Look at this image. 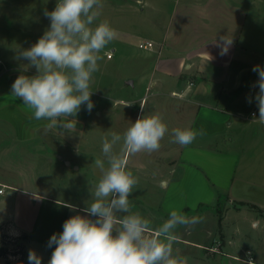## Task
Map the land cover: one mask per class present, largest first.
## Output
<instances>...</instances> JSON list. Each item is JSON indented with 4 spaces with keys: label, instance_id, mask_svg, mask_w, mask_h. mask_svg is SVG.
I'll list each match as a JSON object with an SVG mask.
<instances>
[{
    "label": "rangeland",
    "instance_id": "1",
    "mask_svg": "<svg viewBox=\"0 0 264 264\" xmlns=\"http://www.w3.org/2000/svg\"><path fill=\"white\" fill-rule=\"evenodd\" d=\"M56 2L0 0V167H3L0 176L4 178L0 182L15 187L4 189L0 199L12 195L9 206L14 223L19 226L30 222V231L36 238L32 243L31 235L15 231L9 222H0V248L10 253L0 257V264L19 258L22 264H28L29 250L42 258V264H48L54 248L39 242L38 238L62 232L63 224L53 226L62 214L64 220L78 214L61 213L64 208L58 207V202L83 209L92 202L91 192L101 176L94 159H103V139L110 140L113 132L123 136L142 115H157L156 106L152 107L155 90L145 93L142 84H135L141 76L149 74L152 66V60L144 56L146 52L137 48V37L152 39L158 35V29L152 28L149 21L161 24L171 5L169 1L160 5V11L153 12L147 7L142 10L137 0H101V15L93 27L107 21L116 30L117 37L99 53L102 57L98 61L99 70L93 73L89 89L93 91L94 107L88 112L86 105L81 106L75 117L77 122L72 121L76 126L70 134L59 127L45 132V125L50 121L34 119L32 110L11 95V85L19 75L36 74L27 60L15 58L17 50L29 48L43 35L50 26V20L43 15L44 9L52 11ZM128 34L136 37L124 38ZM137 97L144 98V110L138 111ZM253 130L244 142L230 148H220L217 143L198 137L195 146L191 143L182 147L173 142V133L167 131L158 151L126 155L127 169L139 181L129 197L132 211L141 213L157 226L168 218L172 208L188 216H202L203 222L193 228L176 230L177 239L187 244L176 240L173 247L193 251L191 242L203 245L218 237L224 207L245 202L239 207L252 204L264 208V129ZM122 144L121 140L114 146L116 154H121ZM136 156L139 165L134 167ZM67 161L69 165L64 163ZM13 170L17 173L12 174ZM26 191L42 196L44 201L23 194ZM49 207L58 210L53 212ZM227 213L225 219L229 224L242 222L243 210L238 213L230 208ZM249 226L244 224L247 233H258V229ZM232 230L230 226L227 233ZM23 235L28 239L23 240ZM214 243L216 247L218 243ZM224 256L216 258L224 259ZM227 261L230 260L227 258Z\"/></svg>",
    "mask_w": 264,
    "mask_h": 264
},
{
    "label": "clouds",
    "instance_id": "2",
    "mask_svg": "<svg viewBox=\"0 0 264 264\" xmlns=\"http://www.w3.org/2000/svg\"><path fill=\"white\" fill-rule=\"evenodd\" d=\"M102 8L101 0H57L52 11L44 9L50 26L43 35L29 48L17 50L15 58L27 60L36 74L19 75L11 85V95L32 110L34 119L50 121L45 132L59 127L70 134L81 106L86 105L88 112L94 107L89 89L93 73L99 70V53L117 37L107 21L93 27ZM221 40L225 43L221 54H226L233 41L228 37ZM252 71L258 74L253 87L259 89L255 101L258 121L264 124V67L255 65ZM167 131L159 115H142L123 136L113 132L110 140L103 139V159H94L101 176L91 192L92 202L81 210L86 215L71 216L64 221L62 232L52 234L47 246L55 248L48 264H186L174 253L176 230L191 229L204 218L172 208L157 226L133 212L129 199L139 181L127 169L124 157L158 151ZM200 135L202 130L173 129V142L186 147ZM121 140V154H116L114 146ZM65 206L76 210L73 205ZM28 264H42V258L29 250ZM247 264L254 261L249 259Z\"/></svg>",
    "mask_w": 264,
    "mask_h": 264
},
{
    "label": "crops",
    "instance_id": "3",
    "mask_svg": "<svg viewBox=\"0 0 264 264\" xmlns=\"http://www.w3.org/2000/svg\"><path fill=\"white\" fill-rule=\"evenodd\" d=\"M165 1L171 3L165 20L161 24L149 21L152 28L158 29V35L153 40L137 37V43L150 41L154 47L143 50L145 58L152 60V66L149 74L141 76L135 84H142L145 93L155 90L152 107L156 106V113L169 127L168 131L173 133L177 128L202 130L203 135L198 138L215 142L220 148H230L244 142L255 127L264 129V126L250 123L245 118L248 111L258 108L255 94L259 89L258 86L253 87L258 74L252 68L255 65L264 67V0H137L142 10L147 7L153 12L160 11V5ZM132 37L136 36L128 34L124 38ZM221 37L233 41L226 54H221L225 46ZM111 52L114 53V49ZM249 97L252 98L251 103L248 102ZM138 100L140 111L144 98ZM138 163L136 156L134 167ZM15 173L13 170L12 174ZM2 177L0 179H4ZM10 185L0 182V196L5 194L4 189L14 190L15 187ZM23 194L44 201L42 196L31 191ZM10 198L12 195L0 199V222H9L15 231L31 235L34 243L36 238L30 231V222L19 226L14 223ZM58 203V207L64 208L61 213L83 214V208L75 206L76 210H73L65 206L68 203ZM239 203L238 206L224 207L218 237L203 245L191 242L189 246L193 251H184L183 247L177 246L174 253L186 264H247L249 259L254 264H264V208L255 205L254 208L239 207L243 206ZM49 208L53 212L58 210ZM211 208L214 210L215 207ZM230 208L238 213L243 210L241 223L227 222L225 218ZM60 218L59 222H54V228L64 223V214ZM244 224L247 228L250 225L251 229H258L259 234L247 233ZM230 226L233 230L227 233ZM52 233L38 238L39 242L48 243ZM207 234L211 236V232ZM176 240L187 244V241ZM214 242L218 243L216 247ZM217 255H225L226 258L218 259Z\"/></svg>",
    "mask_w": 264,
    "mask_h": 264
},
{
    "label": "built area",
    "instance_id": "4",
    "mask_svg": "<svg viewBox=\"0 0 264 264\" xmlns=\"http://www.w3.org/2000/svg\"><path fill=\"white\" fill-rule=\"evenodd\" d=\"M153 47H154V44L150 41H142V42H139L137 44V48L140 50H152ZM245 118L250 123H254L257 125L264 126V124H262L258 121V118H259V109L258 108H254V109H251L250 111H248ZM1 192H2V190L0 189V193Z\"/></svg>",
    "mask_w": 264,
    "mask_h": 264
},
{
    "label": "trees",
    "instance_id": "5",
    "mask_svg": "<svg viewBox=\"0 0 264 264\" xmlns=\"http://www.w3.org/2000/svg\"><path fill=\"white\" fill-rule=\"evenodd\" d=\"M240 205H245L243 203H240ZM251 208H254L253 205H251ZM263 217H264V213H263ZM23 240H27L28 237L23 235L22 236ZM8 255H10L9 251H7L6 249L0 248V257L4 258L7 257ZM6 264H22V258L17 259L16 261H6Z\"/></svg>",
    "mask_w": 264,
    "mask_h": 264
},
{
    "label": "water",
    "instance_id": "6",
    "mask_svg": "<svg viewBox=\"0 0 264 264\" xmlns=\"http://www.w3.org/2000/svg\"><path fill=\"white\" fill-rule=\"evenodd\" d=\"M66 165H68V162H64Z\"/></svg>",
    "mask_w": 264,
    "mask_h": 264
}]
</instances>
